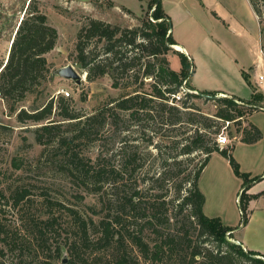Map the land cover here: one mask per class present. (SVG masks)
Wrapping results in <instances>:
<instances>
[{
    "label": "rangeland",
    "instance_id": "rangeland-1",
    "mask_svg": "<svg viewBox=\"0 0 264 264\" xmlns=\"http://www.w3.org/2000/svg\"><path fill=\"white\" fill-rule=\"evenodd\" d=\"M161 1L170 17L174 39L187 48L197 67L195 77L190 80L191 85L194 82L204 91L222 92L218 97L231 96L227 94L231 93L248 102L252 89L243 76V73H247L254 90L264 95V82L259 81V77L264 76V0H253L260 10L259 17L254 14L249 0ZM28 3L29 0H0V65L6 62ZM149 3L150 0H38L41 11L47 15L49 24L57 29L59 38L55 49L46 56L50 68L49 80L37 92L17 103L15 113L0 97V249L3 250L0 263L52 264L56 248L61 247L58 264H63V258L67 259L65 264H74L67 247L72 237L71 218L66 209H60L61 205L76 209L88 217L91 215L89 207L98 202V197L88 195L60 163L65 148L60 147L59 137H71L74 129L68 124L57 126V133L46 135L45 144H42L35 134L40 124L21 123L17 114L22 109L31 112L53 100L54 114L69 110L85 116L127 93L124 88H114L108 75L93 82L87 79V73L76 63L77 36L90 18L122 28L139 27L148 15ZM169 60L171 68L179 71V57L171 54ZM67 66H72L83 77L80 84L58 75V71ZM150 81L149 78L145 79L146 91H150L147 84ZM180 91L176 96L178 103L175 104L191 113L183 115L184 122L181 124H162L159 113L155 119L142 117L135 120L125 116L116 127L107 126L98 141L84 139L77 142L82 156L96 162L101 155L104 165L117 170L124 167L126 152L135 150L140 155L142 172L132 179L125 180V176L117 183L105 185L102 204L106 211L117 209L124 192L130 194L137 185L144 189L147 202L151 203L156 196L163 195L165 198L161 201L166 199L169 208L173 209L175 205L170 201L175 195L174 185L181 182L185 175H193L205 160L206 154L201 151L179 156L177 160L182 161L180 168L183 174L177 177V166L172 158L180 153L182 144H186L201 128L200 122L204 120L200 114L215 120L217 111L213 99L186 96L187 93H199L188 89L186 83H183ZM62 98L63 102L60 101ZM183 103L189 108L184 109ZM53 119L60 120L56 116ZM189 119L198 122L193 124L188 122ZM206 123L213 125L210 121ZM218 123L222 131L226 124L222 121H214V128L205 130L210 141ZM249 124L259 129L261 140L254 144L244 143L236 133L238 125L231 123L225 130L231 141L227 148L242 173L250 174L252 179L262 178L264 110L258 109L246 116L241 127H249ZM125 125L130 126L129 132H122ZM164 172L167 179L152 188L153 179L163 176ZM244 183V179L235 174L229 159L221 153H214L198 180V188L205 197L204 214L210 218H220L229 227L241 223L243 217L238 196L247 187ZM23 191H27L28 195L17 202V192ZM81 196L84 198H79ZM50 212L57 218V223L53 229L47 228L43 232L44 252L39 247L36 253L27 249L21 251L19 247L13 250L12 245L6 244L5 239L12 243L21 237L26 247H36L34 226L43 225L41 220ZM184 213H189V209ZM178 220H182V217ZM197 233V230L194 231L196 237ZM144 235L150 240L155 237L151 230H146ZM232 241L238 243L235 237ZM201 242L196 238L197 244ZM133 254H138L135 249ZM241 264L250 263L242 260Z\"/></svg>",
    "mask_w": 264,
    "mask_h": 264
},
{
    "label": "trees",
    "instance_id": "trees-1",
    "mask_svg": "<svg viewBox=\"0 0 264 264\" xmlns=\"http://www.w3.org/2000/svg\"><path fill=\"white\" fill-rule=\"evenodd\" d=\"M249 2L259 17L260 10L256 4L253 0ZM58 38L57 29L49 24L38 0H29L11 42L6 62L0 65V97L11 112H17L15 105L25 100L29 94L37 92L49 80L50 68L46 56L55 49ZM177 44L170 17L161 0H150L148 15L142 20L141 26L136 28H122L90 18L77 36L76 63L87 73L89 81L108 75L114 88H124L127 93L85 116L69 110L54 114L53 100L31 112L22 109L17 114L21 123L40 124L35 129V134L37 141L42 144H45L46 135L57 133V126L68 124L74 129L71 137H59L60 147L65 148L60 163L88 195L98 197L97 204L89 207L91 215L88 217H84L76 209L61 205L60 209H66L71 218L72 237L67 247L74 264H241L242 260L250 264H264V255L245 251L241 243L232 241L234 232L242 222L244 221L243 226L248 223L250 201L264 195V192L256 196L249 194L250 188L264 177L252 179L250 174L242 173L229 149L219 147L216 139L212 138H217L221 132L219 123L211 133V141L205 132L206 129L214 128V121L230 122L238 125L236 133L244 143L254 144L261 140L262 134L254 125L241 127L246 116L257 111V107L264 108V95L254 90L247 73H243V76L252 89L248 102L234 96L218 97L222 92L215 91L186 94L204 100L213 99L217 111L215 120L200 114L204 120L200 122L201 128L196 130L186 144H182L180 153L172 158L177 166V177H180L183 170L180 168L182 161L177 160L179 156L191 155L197 151L206 154L205 160L193 175H185L181 182L174 185L175 195L170 201L175 205L173 209L169 208L166 199L161 201L165 198L163 195L156 196L151 203L147 202L144 189L137 185L130 194L124 192L117 209L111 211L110 208L106 211L102 204L105 185L117 183L125 176V180L132 179L142 172L140 155L135 150L126 152V163L122 169L117 170L104 165L101 155L94 162L91 158L82 156L78 148V141H98L107 126L116 127L123 122L125 116L135 120L142 117L155 119L159 113L162 124L175 126L184 122L183 115L191 113L175 104L178 103L176 96L180 94L183 83H186L188 89L197 91L190 83L196 66L192 59L189 60L184 53L174 49ZM171 54L179 57V71H174L170 66ZM146 78L151 79L147 83L150 91L145 89ZM63 99L60 101L63 102ZM182 107L189 108L185 103ZM53 116L60 120L53 119ZM188 122L195 124L198 121L189 119ZM129 128L130 126L125 125L122 132H129ZM217 152L229 159L235 174L243 178L244 185H247L238 196L243 221L237 228L224 225L218 217L209 218L204 214L205 197L198 188V180L211 156ZM14 164L20 168L19 164ZM162 174L163 176L153 179L152 188L167 179L166 172ZM27 195V191L17 192V202L24 200ZM187 209L189 213L185 214ZM46 216L41 220L43 225L34 226L36 247H26L25 242L21 241L24 238L21 237L11 241L12 243L5 239L6 244L12 245L13 250L19 247L21 251L27 249L36 253L39 247L44 252L43 232L47 228L53 229L57 223V218L51 212ZM179 217L182 220H178ZM146 230L152 231L155 236L153 240L145 237ZM196 230L197 237L194 234ZM196 238L202 240L201 244L196 243ZM134 249L137 256L133 254ZM55 252L52 264L59 263L62 248L57 247ZM0 254L3 255L2 249Z\"/></svg>",
    "mask_w": 264,
    "mask_h": 264
},
{
    "label": "crops",
    "instance_id": "crops-1",
    "mask_svg": "<svg viewBox=\"0 0 264 264\" xmlns=\"http://www.w3.org/2000/svg\"><path fill=\"white\" fill-rule=\"evenodd\" d=\"M217 17L220 18V16H217ZM177 43L178 44L176 46H179L181 48L180 52H183L184 54H186V56H188V58L193 60L187 48L183 46L182 44H180L179 42ZM196 73H197V67H196V72L194 74V77ZM192 83H193L194 88L197 91H204L203 89H200L197 86H195L194 82ZM227 94L234 96L231 93H227ZM238 98L241 100H244L240 97ZM262 192H264V179L254 184L249 190V194L255 195V196L259 195ZM248 208H249L248 209L249 210L248 223L245 226L238 228L234 232V237L238 243L242 244V247L244 248L245 251L257 252V253L264 255V195H260L252 199L249 203ZM238 225H240V223L237 222L236 224L230 225V227L237 228L239 227Z\"/></svg>",
    "mask_w": 264,
    "mask_h": 264
},
{
    "label": "water",
    "instance_id": "water-1",
    "mask_svg": "<svg viewBox=\"0 0 264 264\" xmlns=\"http://www.w3.org/2000/svg\"><path fill=\"white\" fill-rule=\"evenodd\" d=\"M58 75L64 79L75 81L77 84H80L83 80V77L72 66H67L65 68L60 69L58 71ZM257 109L264 110V108L261 107H257ZM243 225L244 221L242 222L240 228L243 227ZM62 263H67V259L63 258Z\"/></svg>",
    "mask_w": 264,
    "mask_h": 264
},
{
    "label": "built area",
    "instance_id": "built-area-1",
    "mask_svg": "<svg viewBox=\"0 0 264 264\" xmlns=\"http://www.w3.org/2000/svg\"><path fill=\"white\" fill-rule=\"evenodd\" d=\"M259 81L260 83H263L264 82V76H260L259 77ZM64 93V92H63ZM65 95L69 96L68 93H65ZM231 125L230 122H226L225 126L223 127V130L220 132V134L217 136L216 138V141H217V144L219 145V147L221 149L223 148H227L231 141L230 139L228 138V136L226 135L225 133V130Z\"/></svg>",
    "mask_w": 264,
    "mask_h": 264
},
{
    "label": "bare ground",
    "instance_id": "bare-ground-1",
    "mask_svg": "<svg viewBox=\"0 0 264 264\" xmlns=\"http://www.w3.org/2000/svg\"><path fill=\"white\" fill-rule=\"evenodd\" d=\"M174 47H175V49L181 51V48L179 46H174Z\"/></svg>",
    "mask_w": 264,
    "mask_h": 264
}]
</instances>
